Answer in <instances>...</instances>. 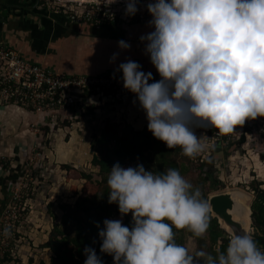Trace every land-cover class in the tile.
Segmentation results:
<instances>
[{
  "label": "clouds",
  "instance_id": "obj_1",
  "mask_svg": "<svg viewBox=\"0 0 264 264\" xmlns=\"http://www.w3.org/2000/svg\"><path fill=\"white\" fill-rule=\"evenodd\" d=\"M138 3L125 0V15L134 16ZM146 7L153 30L139 39L160 79L131 59L116 71L156 139L194 159L207 148L195 128L226 136L264 117V0H150ZM117 43L121 50L131 48ZM118 56L113 53L110 63ZM107 185L108 203L118 205L121 217L132 216L131 228L121 219H105L98 233L100 252L114 264H264V252L247 232L232 235L226 252L216 256L189 253L175 242L174 228L203 238L211 220L207 199L179 170L154 173L117 162ZM3 234L10 237L11 229ZM84 254V264H103L95 249L85 247Z\"/></svg>",
  "mask_w": 264,
  "mask_h": 264
},
{
  "label": "rangeland",
  "instance_id": "obj_2",
  "mask_svg": "<svg viewBox=\"0 0 264 264\" xmlns=\"http://www.w3.org/2000/svg\"><path fill=\"white\" fill-rule=\"evenodd\" d=\"M41 2L47 3V6L42 4L38 8L59 14V18H67L73 24L70 15L74 13L78 15L89 13L101 21L107 20L105 14L113 13L116 21H128L125 19L128 18L125 15V0H117L110 5L105 4V0H41ZM140 4L141 1L138 5ZM98 6L102 7L100 14ZM133 19H136V15ZM92 24L99 27L94 22ZM135 99L132 96L126 98L121 104L122 115L119 118H116V115L106 116L108 112L103 110L110 104L113 105V101L101 99L103 102L101 105L83 106L75 112L58 111L55 113L56 120L51 118L45 121L42 118L33 120L30 124L32 128L30 134L35 138L29 141L30 145L21 148L15 143V151L10 153L4 151L5 155H0V165L4 170L9 169L8 172H11L16 168L14 173L17 174L14 182L8 184L9 201L0 208V264L56 263L54 253L44 244L63 214L60 206L74 204L78 196H92L101 191L100 182L103 176L99 173V167L92 164V158L94 153L102 155L105 146L100 145L94 136L100 134L107 118L123 124L129 123L140 129L137 127L140 125L133 123L136 117H130V114L137 118H146V114L138 101L137 104L133 103ZM129 118L132 122L128 121ZM202 130L203 127L196 128L195 134L201 137L202 143H205ZM252 140L253 138L250 142L246 141L244 147L239 141H232L226 150L217 149L218 147L214 145L216 151L222 152L214 155L213 152L210 154L204 151L206 157L200 156L201 160L196 158L193 161L191 173L185 176V179L193 186H198L207 201L212 194L242 189L249 195L247 203L252 205L255 198L252 184H261L264 188V140L255 137ZM233 143H236L237 147L236 144L235 147H230ZM259 150L263 157L260 156ZM213 155L216 158L212 168L214 176L219 180L217 189L210 182L201 184L197 181L200 174L198 164L202 158L209 159ZM129 167H132V164ZM86 175H92V178H85ZM4 196V192L0 191V200ZM114 209L116 213L108 219H121L124 224L125 215L121 217L117 204L112 207V210ZM54 213L58 216L57 220L53 217ZM5 228L11 229L10 237L4 236ZM254 232L255 229L251 227L250 233L253 235ZM184 233L182 246L186 247L189 253L199 250L209 253L211 240L208 230L202 242L190 236L187 229H184ZM229 235L231 237V234Z\"/></svg>",
  "mask_w": 264,
  "mask_h": 264
},
{
  "label": "crops",
  "instance_id": "obj_3",
  "mask_svg": "<svg viewBox=\"0 0 264 264\" xmlns=\"http://www.w3.org/2000/svg\"><path fill=\"white\" fill-rule=\"evenodd\" d=\"M39 6L34 0H0V37L26 58L67 75L96 76L116 70L127 59L141 64L146 73L158 74L144 51L146 42L139 39L153 30L148 24L151 15L143 21L118 22L114 19L105 27H96L89 21L73 24L69 19L59 18V14L46 10L38 14L41 11ZM119 40L130 43L131 48L121 50L117 43ZM113 53H119V56L110 63ZM109 106L103 110L108 112L107 117L116 115L119 118L122 115L117 106ZM130 117H136L133 123L140 125L137 126L140 129L148 123L146 118L131 114ZM38 118H41L40 114L24 106H0V155H5L4 151H15V143L21 148L29 146V141L35 138L30 134V124ZM128 121L132 122V119ZM14 170L16 168L8 172L9 169L4 170L0 165L1 193L7 184L14 182Z\"/></svg>",
  "mask_w": 264,
  "mask_h": 264
},
{
  "label": "trees",
  "instance_id": "obj_4",
  "mask_svg": "<svg viewBox=\"0 0 264 264\" xmlns=\"http://www.w3.org/2000/svg\"><path fill=\"white\" fill-rule=\"evenodd\" d=\"M34 1L38 5L43 4L41 0ZM42 12L43 10L38 12V14ZM107 24L108 22L104 21L99 27H105ZM94 137H97V142L100 145L105 146L102 155L94 153L92 158V164L99 167V173L103 176L100 182L101 191L96 192L92 196H78L74 204H62L60 206L63 214L60 221L54 225L48 241L44 244L45 247L50 248L54 253L55 264H84L86 259L84 254L85 247L95 249L103 264H114L111 255L100 252L102 241L98 233L103 228V221L116 213V209L112 210V207H115L116 204L108 203L109 188L107 185L108 175L115 163L119 162L122 167H129L130 164H132V167H136L138 164H142L146 170L154 173L173 168L179 170L185 178L191 173L193 161L196 158L201 160L200 156L193 159L183 155L180 147L169 149L163 141L156 139L152 135L147 126L143 129H136L129 123L123 124L114 121L112 118L104 120V126L101 128L100 134ZM245 141L246 136L242 135L239 143L241 144ZM235 144H231L230 147H235ZM220 152L222 151L214 150L213 154L215 153L214 155H216ZM214 155L198 164L200 174L197 181L201 184L210 182L217 189L219 180L214 176L215 173L212 168L216 158ZM260 156L263 157L262 152ZM15 176L17 177V174ZM85 178H92V175H86ZM252 185L255 193V198L251 205L253 212L252 227L255 229L253 239L257 242L258 248L264 252V188L261 187V184ZM197 187L193 186V190ZM4 189L5 196L0 200V208L9 201V185L7 184ZM210 216L211 220L208 228L211 240L209 254L216 256L218 251L226 252L230 235L220 226L218 219L213 217L211 212ZM53 217L56 220L58 219L55 213ZM124 225L131 228V214L130 216L129 214L125 215ZM173 231L175 233V242L183 245L184 230H176L174 228ZM189 235L195 237L191 232ZM195 238L200 242L203 241L202 238Z\"/></svg>",
  "mask_w": 264,
  "mask_h": 264
},
{
  "label": "built area",
  "instance_id": "obj_5",
  "mask_svg": "<svg viewBox=\"0 0 264 264\" xmlns=\"http://www.w3.org/2000/svg\"><path fill=\"white\" fill-rule=\"evenodd\" d=\"M140 1L141 4H137L139 11L135 14L136 19L128 16L126 20L143 21L150 15L146 7L150 0H139V3ZM43 5L47 6V3ZM97 10L98 14L102 13V7L98 6ZM105 16L107 20L103 21L95 19L89 13L88 15L74 13L70 15V18L73 22L88 20L98 26L104 21L109 22L115 19L113 13L105 14ZM159 79V74H153L154 81ZM128 96L135 98L133 93L124 89L122 72L106 71L96 76L67 75L27 59L0 37V106L9 104L24 106L40 114L45 121L49 118L56 120L55 113L61 110L75 112L83 106L101 105L103 104L101 99L113 101V105L121 111V104ZM201 133L207 144L205 152L212 153L218 148L226 150L227 145L232 141H239L242 135H245L246 141L249 142L252 138L254 140V137L264 140V117L246 121L243 126H237L236 131L230 135H218V130L212 127H203ZM214 145L218 148L215 149ZM199 156L206 157V154L202 152Z\"/></svg>",
  "mask_w": 264,
  "mask_h": 264
},
{
  "label": "water",
  "instance_id": "obj_6",
  "mask_svg": "<svg viewBox=\"0 0 264 264\" xmlns=\"http://www.w3.org/2000/svg\"><path fill=\"white\" fill-rule=\"evenodd\" d=\"M248 197L242 189L224 190L209 197L211 215L218 219L220 226L231 236L251 232L253 212L252 206L246 201Z\"/></svg>",
  "mask_w": 264,
  "mask_h": 264
},
{
  "label": "bare ground",
  "instance_id": "obj_7",
  "mask_svg": "<svg viewBox=\"0 0 264 264\" xmlns=\"http://www.w3.org/2000/svg\"><path fill=\"white\" fill-rule=\"evenodd\" d=\"M232 190H239V189H232ZM226 191H231V190H226Z\"/></svg>",
  "mask_w": 264,
  "mask_h": 264
}]
</instances>
